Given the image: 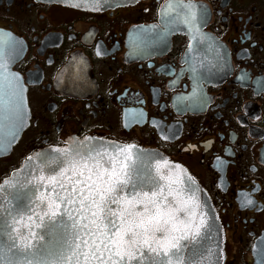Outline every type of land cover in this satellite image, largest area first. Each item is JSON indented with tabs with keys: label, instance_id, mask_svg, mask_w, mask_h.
<instances>
[{
	"label": "flooded vegetation",
	"instance_id": "flooded-vegetation-1",
	"mask_svg": "<svg viewBox=\"0 0 264 264\" xmlns=\"http://www.w3.org/2000/svg\"><path fill=\"white\" fill-rule=\"evenodd\" d=\"M169 3L195 6L191 31L185 9L165 15ZM0 33L27 118L0 157V183L32 154L72 139L156 151L207 194L223 264H264V0H137L107 10L0 0Z\"/></svg>",
	"mask_w": 264,
	"mask_h": 264
},
{
	"label": "snow or ice",
	"instance_id": "snow-or-ice-1",
	"mask_svg": "<svg viewBox=\"0 0 264 264\" xmlns=\"http://www.w3.org/2000/svg\"><path fill=\"white\" fill-rule=\"evenodd\" d=\"M174 7L186 10L181 20L191 31L197 22L195 6L169 3L165 15ZM0 69L6 70V65L0 63ZM19 87L18 78L11 74L0 79V114L4 120L22 124ZM132 148H116L123 159L119 155L105 159L101 151L82 155L72 148L53 149L59 157H43L39 176L0 185V235L4 237L0 264H215L204 256L192 260L183 254L182 240L198 243L202 230L211 231L195 194L184 199V190L173 187L175 181L162 183L167 179L162 174L157 173V179L138 172L135 164L140 157L134 156ZM58 160V171L44 175V169ZM41 184L50 191L42 192ZM5 188L9 194L15 189L13 199ZM21 200L27 201L30 215L20 206L13 207L14 201ZM46 221L63 229V251L50 252L54 257L50 260L29 259L44 239L36 229L48 228ZM5 253L20 255L5 259Z\"/></svg>",
	"mask_w": 264,
	"mask_h": 264
},
{
	"label": "water",
	"instance_id": "water-1",
	"mask_svg": "<svg viewBox=\"0 0 264 264\" xmlns=\"http://www.w3.org/2000/svg\"><path fill=\"white\" fill-rule=\"evenodd\" d=\"M47 3H55L63 6L73 7L82 10H107L113 9L127 4H131L137 0H38ZM4 36L0 33V63L6 65L5 69H0V79H3L9 74L13 75L10 71V67L6 62V59L2 58V48H3ZM5 46L12 52L17 49V44L14 42L5 44ZM9 55V54H6ZM12 57L11 55H9ZM20 85V83H19ZM17 102L22 106V115L23 123H17L13 119L4 120L2 114H0V157L7 155L12 147L16 144L20 138L23 130L27 124V118L25 113L26 101L25 94L22 89V86L19 87V94L17 97ZM72 141H76V144H72ZM127 145H121L117 143L107 142L101 139L95 138H85V139H72L67 142L65 146L62 147H48L44 150L38 151L31 156H29L21 166L14 170L7 178H5L0 185H4L5 181L8 180H19L24 181L26 178L32 176H39L40 169L39 165L43 163L42 158L45 156L48 157H59V153L54 152L53 149H68L72 148L79 150L82 155H87L89 152L93 154L96 151H101L102 155L106 159L110 155H119L120 159H123L124 154L116 152V148H125ZM103 149H107V154L103 153ZM134 153V156L140 157L136 161L135 167L138 172H143L149 175H152L159 179L157 173L164 175L167 179L161 181L162 183H167L169 181H175L173 184L174 188H180L184 191L182 192V198L187 199L195 194V199L199 201L200 209L206 215V224L211 226V231L202 230L200 236L196 241H187L182 240L181 244L185 245L183 248V254L186 258H191L192 260H199L201 256L206 257L208 260L214 261L215 264H223L224 255H223V234L218 223L216 214L212 208V205L209 201V198L205 191L198 185V183L190 176V174L180 165H177L169 161L164 155L159 152L142 149L140 147L133 146L130 150ZM31 158V159H29ZM57 164H53L44 169V175L53 174L55 171H58ZM42 192H48L50 189L45 188L44 185H40ZM35 189L33 188V192ZM5 194L9 195L10 199H13L15 194V189L12 190L9 194V190L5 188ZM171 199V198H169ZM26 200L14 201L13 207L20 206L23 208L26 215H30L28 212V207ZM43 206H41L42 208ZM115 207V205H113ZM35 219V217H34ZM49 224L48 228L45 229H36L44 237L43 241L37 243V248L34 249L35 255L31 253L28 254L29 259H41V260H50L54 257L49 255V253H58L63 251V240H64V231L63 229H58L54 224L47 222ZM3 228V216L0 215V229ZM51 230V234H49ZM22 232L27 231L26 229L21 228ZM4 241V237L0 235V244ZM210 250V251H209ZM13 252H16V249H13ZM19 253L16 256H11V254L5 253V259L11 258L13 260L19 258ZM147 255V254H146Z\"/></svg>",
	"mask_w": 264,
	"mask_h": 264
}]
</instances>
